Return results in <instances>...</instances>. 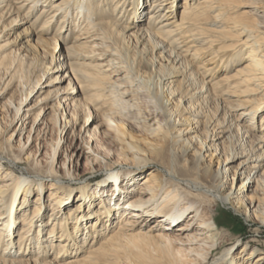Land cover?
Listing matches in <instances>:
<instances>
[{
    "label": "bare ground",
    "instance_id": "6f19581e",
    "mask_svg": "<svg viewBox=\"0 0 264 264\" xmlns=\"http://www.w3.org/2000/svg\"><path fill=\"white\" fill-rule=\"evenodd\" d=\"M232 1L182 0L178 9V0H0V24L2 19L16 13L10 27L19 25L24 22H20L23 18L20 9H26L27 15L39 9L38 15L46 18L41 23L47 24L40 29L48 31L55 22L58 26L54 35L65 34L68 39L69 33L77 28L71 43L64 48L80 58L78 66H68L61 60L57 69H66L67 75L91 87L93 98L100 101L103 123L117 135L123 158L135 161L140 166L136 172L141 173L136 192L126 199L125 207L129 209L117 214L118 221L110 233L109 229L105 231L108 221L96 223L92 218L104 215L110 219L115 215L112 211H102L107 210L102 204L97 210L83 211L79 205L69 209L71 212L67 214L70 213L73 224L59 227L62 230L59 235L54 234L52 227L45 231L46 226L41 225L39 233L47 236L46 241H31L22 236L27 230L21 225L15 243L8 238L13 231L10 228L13 201L19 197L24 206L33 202L32 218L42 217L43 202L38 195L27 202L32 194L27 189L30 180L3 170L2 178H7L0 183V253L4 261L10 259L4 257L7 254L37 247H56V256L76 254L87 244V254L79 259L84 264H97L123 242L137 250L140 258L138 263L128 260L125 264H157L144 255L146 247L159 254L157 261L161 264H264V250L248 246L249 241L243 242L235 255L231 253L232 247L220 248V229L210 208L217 199L253 224L256 231L264 228V112H260L264 106V8L255 7L252 10L256 18L252 22L243 21L230 12ZM14 54L9 52L0 58L2 63H8L7 70L14 69L16 61H24V56ZM94 57L99 61H88ZM55 60L53 55L49 63L52 65ZM156 76L159 78L154 90L152 83ZM139 93L152 96L156 111L164 115L161 124L156 120L153 130L144 134L130 132L122 122L133 117L141 125L148 122L133 114ZM230 96H235L234 102L227 105L229 110L224 109L223 99ZM22 102L14 106L16 114L11 120L20 121L21 125L22 115L18 114ZM72 102L70 117L76 121L78 105ZM214 105L222 110L220 117L211 115ZM257 119L259 123L255 124ZM68 121H63V125L68 126ZM256 127L262 134L251 133ZM90 138H84L81 148L84 156L91 153ZM168 142L173 152H181L184 157L179 165L181 177L167 169L173 178L163 181L162 174L148 166L163 161ZM52 151L54 156L58 154L57 148ZM234 162L235 166H231ZM114 174L118 176L114 172L110 178H115ZM181 178L184 184L180 183ZM37 185L42 187L41 182ZM64 188L62 182L50 183V199L46 203L54 210L50 216L65 205L62 194L66 192L61 191ZM82 190L89 189L82 187ZM151 219L147 228L140 223ZM27 221L23 217L19 222ZM11 223L14 226L13 220ZM131 226L137 230L129 231ZM104 234L102 242L95 245L97 236ZM53 237L60 242L51 246L48 241ZM31 261L55 264L52 259L40 257ZM77 261L69 258L66 264Z\"/></svg>",
    "mask_w": 264,
    "mask_h": 264
},
{
    "label": "rangeland",
    "instance_id": "374dc122",
    "mask_svg": "<svg viewBox=\"0 0 264 264\" xmlns=\"http://www.w3.org/2000/svg\"><path fill=\"white\" fill-rule=\"evenodd\" d=\"M181 1L178 0V9L181 6ZM259 6L264 8V0H233L230 5V12L238 14L243 21L252 22L253 18H256L253 15L255 10L252 9H255V7L259 9ZM38 10H33L27 15L26 9H20L19 12L23 15L20 22L22 20L24 22L19 25L14 24L10 27L11 20L16 13L2 19L3 24H0V58L9 54V52H15L14 55L16 56H24V61H19V63L16 61L14 64L15 68L17 67V73L15 68L7 70L8 63H2L0 60V183L7 180V178H2V172H7V170H10L16 176H25L30 180L27 189L29 188L32 192L31 195H28L27 202L29 199H33L34 196L37 197L36 195L40 197L38 200L43 202L41 204L42 211L40 212L42 217L32 218L30 216L33 208L32 204H34L32 201L26 206L20 203L19 197L13 201L10 214V228L13 227V231H11V236H8V238L15 240L16 243L21 225H23L27 231L22 236L25 235L24 237L31 241L44 242L47 236L39 233V231L41 232L40 226L45 225V231L55 228L52 231L55 235H59L62 233L59 227L73 224V221L70 220V213L67 214V212H71L70 208L79 205H82L81 209L83 211L88 209L97 210L101 207V204L107 208V210L102 211H112L115 215L109 217L110 219H107L104 215L99 218L92 216L96 223L102 222L103 224V221H108L105 231L109 229L110 233L118 221L117 214L129 209L125 207L126 199L137 190L138 177L141 173L136 172V170H139L140 166L135 161L130 162L123 158L117 135L113 134L103 123V112L99 110L100 101L93 98L91 87L86 86L81 79L71 74L67 75L66 69H57L61 60H65L68 66H78L77 60L80 58L73 56L74 52L72 50H65L64 48L71 43L77 28L69 33L68 39H65V34H61V36L54 35V31L58 26L55 22L51 23L48 31L42 30L40 26L46 18L44 16L40 17ZM41 21L43 22L41 23ZM44 26H47V24ZM53 55L57 60L51 65L49 61ZM95 58L88 61H99ZM19 65H25V67ZM233 68L231 71H233ZM216 76L219 77L220 75ZM10 77L13 78L10 79ZM158 78L159 76H156L153 79L152 89L154 90H156ZM64 96L65 98H63ZM136 96L138 107L133 114H138L139 118L148 119L146 123L149 124L144 123V125H141V122L133 119L134 117L123 119L122 122L130 132L144 134L153 130L156 120L158 124H161L164 115L156 111L152 96L145 93H139ZM176 97L178 96L176 95ZM233 98L235 96L223 99L224 104L226 103L224 109L229 110L227 105L234 102L232 101ZM21 100L23 102L18 115H22V125L20 121L16 122L17 120L11 122L16 114L14 106L18 105ZM72 101L75 105H78L75 109V113H78V120L76 121L70 117L73 111ZM213 104V102L210 103L209 107ZM260 110V112H264V106ZM221 111L220 107L214 105L211 115L220 117ZM36 112L39 114L37 117H35ZM86 113L88 115L86 123L83 125ZM63 121H68V126H64ZM258 121L259 119L254 120L255 124L259 123ZM244 122L247 123L248 121ZM175 126L176 128L182 127L180 125ZM85 129L88 132H85ZM250 131L256 135L262 134L257 127ZM11 134L10 139L8 137ZM88 136H91V153L84 156V150H81V148L83 147L84 138L87 139ZM20 146L23 147L22 151ZM53 147L58 150V154L55 156L52 151ZM164 149H166V155L163 161H155L154 164H149L148 167L160 172L163 181H166L172 180V176L167 174V169L180 176L179 165L184 156L181 152H173L169 142ZM26 153L27 157L25 158ZM11 160L15 164H11L9 162ZM235 163L231 166H235ZM127 170H130L131 173H126ZM114 172H117L118 176L114 174L115 178H110V175ZM129 177L132 181L131 179L128 180ZM55 181L62 182L65 185L66 188L61 189V191L66 193L61 194L66 202L64 206L62 205V209L60 207L55 211L54 216H50L54 210L50 205L46 206V203L50 199L49 185ZM179 181L181 184L185 183L183 178ZM40 182L42 187L37 185ZM82 187H88L89 190L84 192ZM52 188L54 189V187ZM188 188L192 189L191 187ZM36 190L37 194H35ZM51 198L55 199L56 197ZM52 199L50 201H54ZM210 208L213 210L214 221L220 229L221 239L219 243L222 244L220 248L232 247L231 253L235 255L243 245L242 243L249 241L248 246H257L264 250V228L256 231L253 224L245 220L242 215L237 214L229 205L225 206L217 199H215L214 204L210 205ZM23 217L28 220L24 224L19 222L22 221ZM185 219L176 223V227L184 223ZM12 220L14 226L11 225ZM150 222H152V219L140 223L147 228ZM86 226H89V223ZM100 226L104 227L105 225ZM136 226H131L132 229L129 231L137 230ZM191 231L192 229L189 228L188 232ZM105 236V234L104 236H97L98 241L95 245H98L100 241L102 242ZM48 242L52 243V246L60 241L53 237V240ZM86 247L87 244L78 249L76 254L69 252L59 256H56L58 252L56 247L54 249L37 247L16 254H7L4 257L10 259L6 261L0 253V260L5 264H34L31 261L32 258L40 257L42 260L52 259L55 264H66L67 259L69 261L70 258L71 260H78L76 264H84L85 261H81L79 258L87 254L89 247ZM220 248L217 249V252L220 251ZM0 250H2L1 244ZM138 254L137 250L123 245L122 242L112 249L109 256L97 264H125L128 260L138 263L140 260ZM145 254L151 258V263L161 264L160 261H157V255L159 254L151 248L146 247Z\"/></svg>",
    "mask_w": 264,
    "mask_h": 264
}]
</instances>
